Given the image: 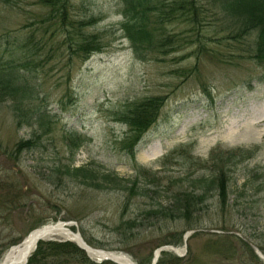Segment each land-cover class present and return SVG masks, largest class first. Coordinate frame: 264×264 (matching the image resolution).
Returning a JSON list of instances; mask_svg holds the SVG:
<instances>
[{"label": "rangeland", "instance_id": "374dc122", "mask_svg": "<svg viewBox=\"0 0 264 264\" xmlns=\"http://www.w3.org/2000/svg\"><path fill=\"white\" fill-rule=\"evenodd\" d=\"M155 2L176 9L164 30L175 49L139 56L122 28L124 0H0V65L21 64L37 92L30 102H0V264L33 231L58 222L136 264H153L164 246L181 256L165 251L157 264H264L247 242L264 254L257 32L238 36L241 22L211 0H197L196 23L181 0ZM84 39L99 49L80 58L75 43ZM152 97L165 102L133 155L123 114ZM25 141L32 146L20 149ZM220 172L226 205L212 182ZM184 193L205 198L180 218ZM41 252L31 264H85L79 254Z\"/></svg>", "mask_w": 264, "mask_h": 264}, {"label": "trees", "instance_id": "16d2710c", "mask_svg": "<svg viewBox=\"0 0 264 264\" xmlns=\"http://www.w3.org/2000/svg\"><path fill=\"white\" fill-rule=\"evenodd\" d=\"M215 4H219L223 11L236 18L241 22L240 33L238 36H244L249 32H257V43L254 58L261 62L264 60V0H211ZM125 8L123 12L124 21L122 22V28L126 34V37L133 45L135 52L139 56H145L143 54L147 52L167 54L170 50L175 49V42H172L173 37H168V34L164 31L165 26L170 22L169 15L176 11L175 8H168L165 4H156L155 0H124ZM182 5L179 9L188 13L190 18L195 17L199 12L197 6V0H181ZM61 4V2L59 3ZM156 6H154V5ZM172 3L171 6H177L178 3ZM188 11V12H187ZM66 12L62 14V21L64 24L62 27L65 29L67 26ZM169 20V21H168ZM85 26V22L81 23ZM74 41V40H73ZM72 41V42H73ZM75 45H78L76 52L81 53L80 58L85 54L89 56L92 52L99 49L92 41L88 39L76 41ZM1 46V45H0ZM77 53V54H79ZM2 64V63H0ZM24 66V65H23ZM15 67L21 68V64L16 63L11 65V62L0 65V102L7 99L13 101H20V103L30 102L33 100L37 92L35 86L31 85L29 80H24L20 71ZM165 98L152 97L142 101H138L129 106V109L123 114V122L129 126L130 137L126 138L125 144L127 150L135 155L137 145L141 142L144 134L155 124L160 116V111L164 105ZM33 141H25L21 143L20 149L31 147ZM76 175L86 177L90 174V178H93V171H85L84 168H77L74 170ZM89 178V177H87ZM106 178H109L107 176ZM225 173L220 172L214 181L218 195L221 199V203L226 205L229 197L228 183L225 180ZM214 186V185H213ZM198 198V199H197ZM205 194L196 196L193 193H184L178 200L179 205L185 201L184 206H180L176 210L177 215L180 218L187 216V212L190 210V206H196L199 200H204ZM194 208V207H193ZM155 214L165 213L155 210ZM174 215V214H170ZM169 216V215H168ZM166 217V216H165ZM50 251L49 256H68L70 254H79L83 257L85 264H94L84 255V251L78 246L72 244V242H56L48 241L38 246L34 255L30 258L29 264H31L36 258H39L42 254L41 249L44 246ZM166 254V253H165ZM104 264V263H103ZM108 264H111L110 262Z\"/></svg>", "mask_w": 264, "mask_h": 264}, {"label": "bare ground", "instance_id": "6f19581e", "mask_svg": "<svg viewBox=\"0 0 264 264\" xmlns=\"http://www.w3.org/2000/svg\"><path fill=\"white\" fill-rule=\"evenodd\" d=\"M72 232L73 231L71 230V228L66 229L64 225L60 224L56 229H53V233H54L53 235L45 237L42 240L54 239L56 241H61L63 239H77L76 233L75 232L72 233ZM37 243H38V239L35 235H33L29 241L23 243L17 249L9 252L2 264H24L25 255L27 254L30 255L33 252ZM180 250L182 251V249ZM88 251L90 256L95 260H101L103 258H111L113 261L117 262L118 264H136L129 257L118 253L109 255L106 253L96 252L92 249H88Z\"/></svg>", "mask_w": 264, "mask_h": 264}, {"label": "water", "instance_id": "95a60500", "mask_svg": "<svg viewBox=\"0 0 264 264\" xmlns=\"http://www.w3.org/2000/svg\"><path fill=\"white\" fill-rule=\"evenodd\" d=\"M64 225V227L66 229H70L73 225H75V223L73 222H58L54 225H47V226H44V227H41L35 231H33L20 245H22L23 243L27 242L30 240V238L35 235L38 239V243L45 237H48L50 235H53V229H56L59 225ZM73 233V232H72ZM193 232H189L187 233L185 236H184V242L186 243L190 237V235L192 234ZM76 237L77 239H63L61 240L62 242H66V241H71V242H75L82 250L86 251L87 254L90 256L89 254V251L88 249H92L96 252H101V253H106V254H109V255H113V254H117L116 252H110V251H103V250H98V249H94L92 248L90 245H88V243H86V241L82 238L81 234L80 233H76ZM41 239V240H40ZM51 240V239H49ZM250 245V247L256 252V254L261 257L263 260H264V254L262 251H260V249L258 247H256L255 245H253L252 243H250L249 241H247ZM38 243L36 244L33 252L36 250L37 246H38ZM20 245H17L15 247H13L12 249H10L9 252L17 249ZM165 251H171V252H174L176 253L178 256H181V250L180 248H176L174 246H164V247H161L160 249H158L155 253V257H154V260H153V264H157L158 263V259L161 255L162 252H165ZM32 252V253H33ZM32 253L30 255H25V258H24V264H27L28 261H29V258L31 257ZM122 255V254H121ZM91 257V256H90ZM92 258V257H91ZM104 260H109V261H113L111 258H103L101 260H99L100 262L104 261ZM115 262V261H113ZM117 263V262H115ZM118 264V263H117Z\"/></svg>", "mask_w": 264, "mask_h": 264}]
</instances>
